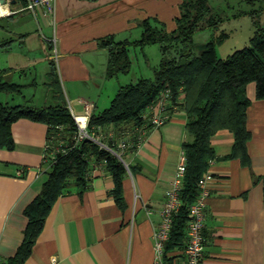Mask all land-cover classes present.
<instances>
[{
	"label": "crops",
	"instance_id": "0c3cea01",
	"mask_svg": "<svg viewBox=\"0 0 264 264\" xmlns=\"http://www.w3.org/2000/svg\"><path fill=\"white\" fill-rule=\"evenodd\" d=\"M209 1L216 9L228 7L230 11L264 8V0H253L254 4L215 0L216 5ZM182 3L57 0L53 16L39 9L5 17L15 27L0 42H9L0 50L12 55L2 69H37L35 78L43 79L52 91L48 74L54 61L71 112L84 114V101H89L95 104L93 114H98L109 107L121 83L120 78H107L108 52L100 48V40L109 36L118 41L137 40L146 20H158L171 32L177 27ZM261 23L264 26V12ZM8 80L13 81L12 76ZM247 92L251 100L247 112L250 164L241 159L223 160L234 146L231 132H219L212 139L217 159L206 171L213 179L206 209L204 264H264V100L256 98L255 84ZM50 99L43 106L55 104L54 96ZM186 124V112L177 106L166 124L148 129L136 148H125L126 164L135 167V173L129 172L123 180L125 209L113 194V176L104 164L96 165L86 188H72L53 205L23 264H154L153 234L184 156L183 146L191 140ZM48 129L45 123L21 119L12 126L14 149L0 147L3 264L22 245L29 222L25 212L48 179L50 167L44 161ZM183 254L178 248L168 255V264H179Z\"/></svg>",
	"mask_w": 264,
	"mask_h": 264
},
{
	"label": "trees",
	"instance_id": "16d2710c",
	"mask_svg": "<svg viewBox=\"0 0 264 264\" xmlns=\"http://www.w3.org/2000/svg\"><path fill=\"white\" fill-rule=\"evenodd\" d=\"M243 1L248 4L255 3L253 0ZM215 9L209 0H183L181 16L177 19L175 30L169 32L158 20H146L141 23L143 31L137 40L118 41L114 36H109L101 39L99 43L100 48L108 52L109 80L119 79L131 72L132 50H144L147 46L159 45L162 60L159 68L154 70L152 78H141L135 84L120 83L110 106L92 115L91 132L105 135L104 142L117 150L115 139L122 131L129 128H152L144 116L150 115L151 108L168 91L173 106H182L187 115L186 130L191 140L183 146L187 160L181 193L183 206L179 216L174 219L170 239L166 244L167 262L168 255L175 253L178 248L185 250L189 207L199 195L200 179L217 159L212 145L213 137L222 131L231 132L235 138L234 146L232 152L223 157V160L241 159L245 165L250 164L247 145L251 133L247 128V112L251 100L248 97V86L255 84L256 98L264 100V26L261 23L264 8L232 16L233 19L243 15L250 16L255 32L247 47L226 58H221L217 50L227 36L222 29L226 21ZM232 18L229 17L228 20ZM205 30L214 34L220 31L221 35L196 47L195 36ZM8 44L9 42H4L0 44V48ZM11 71L14 69H0L1 148L14 149L12 126L21 119L45 123L49 127L48 138L55 133L58 126H63L65 133L69 135L76 133L77 128L54 61L51 62L48 74V86L55 91L53 105L37 108L3 102V95L14 96L22 93L21 85L8 80ZM111 131L115 136L110 138ZM98 164H104L113 176V194L119 206L125 209L122 187L124 178L129 174L127 167L110 151L86 140L69 154L59 156L50 168L40 194L25 212L29 222L22 245L7 264L24 263L31 254L53 205L72 188H86L90 182V172ZM129 169L131 173H135L134 166H129Z\"/></svg>",
	"mask_w": 264,
	"mask_h": 264
},
{
	"label": "built area",
	"instance_id": "2783aa9c",
	"mask_svg": "<svg viewBox=\"0 0 264 264\" xmlns=\"http://www.w3.org/2000/svg\"><path fill=\"white\" fill-rule=\"evenodd\" d=\"M4 1L5 3L3 5L8 7V11L6 14L0 15V19L21 12L36 13L39 9H44L46 15L53 16L57 0ZM176 107L177 106H173L168 91L161 96L157 105L151 108L150 115H145L144 118L153 128H159L172 118V109ZM84 108L85 112L82 115L72 113L77 128L74 135L65 133V128L63 126H58L55 133L47 139L44 159L45 164L51 168L56 163L59 156L69 154L71 151L79 148L84 141L90 140L113 153L124 163L128 171L131 172L129 166L125 162L124 150L125 148L133 149L139 144L148 129L142 127L136 129L129 128L122 131L120 136L115 139L117 144V150H115L111 148L107 142H104L106 138L105 135L100 132H91L90 130V121L95 109V104L89 101H84ZM114 136V132L111 131L109 137L111 138ZM186 170L187 160L184 155L178 165L176 176L171 183V187L166 193V201L161 211V223L156 227L153 234L155 248L154 264H168L165 258V249L166 244L170 239L174 219L179 216L181 207L183 206L181 193ZM212 179L213 177L205 172L199 181V195L195 202L189 207V222L186 230L187 241L184 254L179 264H204L206 209L207 200L211 196L210 182ZM0 264H3L1 258Z\"/></svg>",
	"mask_w": 264,
	"mask_h": 264
},
{
	"label": "rangeland",
	"instance_id": "374dc122",
	"mask_svg": "<svg viewBox=\"0 0 264 264\" xmlns=\"http://www.w3.org/2000/svg\"><path fill=\"white\" fill-rule=\"evenodd\" d=\"M211 3L213 5H216L217 1L211 0ZM224 4L226 5V3ZM241 6L242 9L248 8L246 5ZM215 11H219L224 21H226L222 29L225 31L227 36L224 39V42L217 47L219 56L221 58H226L227 56L233 54L235 51L241 50L249 45L250 38L254 35L255 27L250 16L246 17L245 15H243L236 18V20H228L229 17L232 18V16L241 13V11L239 10L233 9L230 11L228 7H225L224 9H215ZM14 27L15 24L10 19H1L0 42H3L8 38L9 33L7 32V30H13ZM219 35H221L220 31L216 32V34H214V32L210 30L202 31L195 36V46L198 47L204 45L210 42L213 37H217ZM197 51H199L198 48ZM11 57L12 55L8 56L0 50V69L6 66L7 61ZM132 59L133 67L131 72L128 75H122L120 77V81L122 84H135L141 78H152L154 76V70L158 69L161 64L162 53L160 46L151 45L147 46L144 50H134ZM38 72L37 69L34 68L14 70L13 72L11 71L9 76H12V80L15 81L11 82L21 85L23 87L22 93L20 95L14 96L3 95L2 101L5 103H10L11 105L23 104L37 108L42 107L47 99L50 100L49 102H51L50 98L54 96L55 91L48 90L44 85V80L40 77H38L37 79L35 78ZM29 75L30 78L26 79Z\"/></svg>",
	"mask_w": 264,
	"mask_h": 264
},
{
	"label": "bare ground",
	"instance_id": "6f19581e",
	"mask_svg": "<svg viewBox=\"0 0 264 264\" xmlns=\"http://www.w3.org/2000/svg\"><path fill=\"white\" fill-rule=\"evenodd\" d=\"M8 11V7L0 3V15L6 14Z\"/></svg>",
	"mask_w": 264,
	"mask_h": 264
},
{
	"label": "water",
	"instance_id": "95a60500",
	"mask_svg": "<svg viewBox=\"0 0 264 264\" xmlns=\"http://www.w3.org/2000/svg\"><path fill=\"white\" fill-rule=\"evenodd\" d=\"M0 1H1V3H2V4H4V3H5V1H4V0H0ZM14 2H15V1H14Z\"/></svg>",
	"mask_w": 264,
	"mask_h": 264
}]
</instances>
